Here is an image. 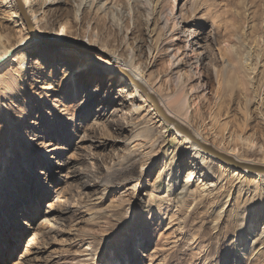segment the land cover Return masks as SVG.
Returning a JSON list of instances; mask_svg holds the SVG:
<instances>
[{
  "label": "rangeland",
  "instance_id": "374dc122",
  "mask_svg": "<svg viewBox=\"0 0 264 264\" xmlns=\"http://www.w3.org/2000/svg\"><path fill=\"white\" fill-rule=\"evenodd\" d=\"M88 1L77 7L79 0H60L57 10L44 9L48 23L70 40L94 44L81 51L69 38L43 36L27 15L29 27L15 0H0V32L12 45L7 64L0 63V264H264V181L258 178L264 174L203 150L201 161L180 146L181 133L155 134L153 148L135 137L151 125V102L141 91L143 99L130 95L132 86L110 59L132 51L135 65L158 79L154 90L161 96L172 90L168 61L176 53L182 72L194 75L189 87L203 86L213 99L221 56L238 62L246 46L258 58L252 81L258 92L264 88V0H150L149 24L140 0ZM161 11L166 31L159 29ZM154 36L162 52L148 67ZM224 80L227 106L238 86L232 73ZM242 99L222 118L226 130L218 138L238 137L241 148L260 158L264 99L247 109ZM193 109L195 130L201 124ZM247 121L254 129L243 130ZM129 153L123 171L118 164ZM143 157L151 159L145 171Z\"/></svg>",
  "mask_w": 264,
  "mask_h": 264
},
{
  "label": "bare ground",
  "instance_id": "6f19581e",
  "mask_svg": "<svg viewBox=\"0 0 264 264\" xmlns=\"http://www.w3.org/2000/svg\"><path fill=\"white\" fill-rule=\"evenodd\" d=\"M32 1L35 2V0H25L22 2L23 9L25 12V17L21 14V16L24 18V20L27 21V25L29 27L31 22L35 27L40 26V28L43 30L44 34L46 35H52V38H69L68 34L64 31L62 27H54L53 25L49 24L44 16V9L48 7H55L56 10L58 8V4L60 3V0H40L39 3H32ZM72 1V0H67ZM142 2L141 9H145L147 12V24L150 23V20H154V10L151 9L152 3L150 0H140ZM94 2V0H93ZM90 4V1L88 0H79V4L77 7L86 6ZM38 6V10H34V6ZM40 13V19L37 13ZM27 13V14H26ZM30 21H29V18ZM128 20L130 19V15H127ZM164 12L159 13V20L161 21V27H159L160 30L166 31L168 29V19H165ZM114 20V15L112 16V22ZM131 20L128 22L130 23ZM129 27V26H128ZM127 27V32L129 28ZM31 29V28H29ZM169 29L174 30L175 27L172 26ZM1 31V30H0ZM134 32H130V35H132ZM184 34L183 36H185ZM159 36V35H158ZM155 37V36H154ZM160 37V36H159ZM155 37L152 44L147 48L148 49V55H149V62L147 64L148 67H152L155 65V63L158 61L159 54L162 52L161 48V38ZM69 42L73 43V40L68 39ZM76 50H89L93 48V43L90 42H74ZM139 44V41L137 42ZM79 44V45H77ZM126 44V42H125ZM69 46V45H68ZM171 46H168L165 48V52L169 51ZM139 49V47H138ZM137 49V50H138ZM12 50V45L10 39L3 35L0 32V63L7 64V60L9 58L10 51ZM138 52V51H137ZM156 53V54H155ZM127 57L126 59H119L118 57H115L114 55L110 56L111 64L113 67L116 68V72L121 76V79L125 80V84L132 86L133 91L130 93L132 97H137V99H143V96L141 94V90L139 87L136 86V83H138L141 87H143L147 94L155 96L158 101L159 107L171 118L175 119L180 125H182L184 128H186L189 133L191 134V137L194 141H198L201 144L207 145L211 147L212 149L223 153L229 157H231L235 162L241 163L243 165H251V166H258L264 168V155L260 156L258 158V153L256 150H253L252 148H241V140L240 138H232L230 142L225 143L223 142V139L221 138L222 133L226 130L224 127V124L222 123V118L226 116L227 118L230 116V114L234 113L236 107H238V99L240 95L244 99V106L246 109L250 107L251 105L255 104L257 97H261V101L264 99V88L261 87L258 88V92H254L252 89V81L253 76L255 75L256 71V63L258 62V58L255 60V58L252 56L250 49L246 48V46H243L242 50L240 51V59L238 62L231 60V62L227 61L223 56H221V60L223 62L222 71H217L216 74V83H217V90L214 93L213 99H207L203 92L204 88L203 86L200 87H189L190 82H192L194 75H188L182 72V66L183 64L180 62V60L176 59V53L169 58L168 61V81L170 82V85L172 86V90L162 94L159 96L156 92V89L154 88L157 85V80L154 79L151 75H146L143 70H141L140 67H137L134 63V57L132 55V51L127 49ZM18 65L24 67L23 63H26L27 56L22 55L21 59H19ZM255 63V64H254ZM2 65V66H3ZM237 66V67H236ZM239 71L242 72V75L239 76ZM232 73L234 74V83L238 86L237 90L235 92L232 91V93L229 96V101L226 106L224 101V90L226 88L224 80V73ZM127 77H130L135 83L130 82ZM3 82V81H2ZM15 84V81L12 82V85ZM11 84L5 83L4 87H10ZM201 89V90H200ZM141 91V92H140ZM199 92L202 93V95L199 96ZM143 93V92H142ZM144 94V93H143ZM242 99V100H243ZM227 103V102H226ZM206 108L204 112H202V109ZM194 108L195 117L200 119V126H198L195 130H192L190 128V109ZM141 107L136 106L135 109L139 110ZM147 113L150 116L148 119L149 124L151 125H145L138 128L135 133V137L142 138L147 144L150 145V148H153L156 145V140H153V137L155 134H161L162 131L164 133L168 132H174L177 136L181 135L180 132H178L172 125L167 124L163 121L161 118L158 110L156 107L151 103L147 107ZM195 118V119H196ZM208 120V123L206 124V121ZM203 127L204 130H207L206 132L207 137L204 138L202 135L203 130L201 128ZM256 127V126H255ZM254 127H250V124L247 121V125L244 126L243 130H252ZM235 131V130H234ZM235 133V132H233ZM210 134V137H209ZM206 135V133H205ZM218 135L220 136L218 138ZM175 136V137H177ZM174 137V136H173ZM174 137V138H175ZM181 140L180 146L188 145L183 147V150L188 148L193 149L195 151L194 157L197 159L199 158L201 161H204L205 155L201 153V147L196 142L192 141V139L188 138L185 135H182V137H179ZM243 143V142H242ZM204 153V152H203ZM131 156L132 154H128V158H123L119 164V169H122L123 171H127V168L130 167L131 162ZM144 160L141 164V171H145L148 168L149 161L151 159H147L148 157H143ZM246 169V168H245ZM132 170V166L131 169ZM189 177H187V181H189L193 177V172L189 171ZM235 175H238L236 172ZM259 175H257L258 177ZM260 180L264 181V175L258 177ZM185 189V186L183 187ZM263 234V233H262ZM261 236V235H260ZM262 237V236H261Z\"/></svg>",
  "mask_w": 264,
  "mask_h": 264
},
{
  "label": "water",
  "instance_id": "95a60500",
  "mask_svg": "<svg viewBox=\"0 0 264 264\" xmlns=\"http://www.w3.org/2000/svg\"><path fill=\"white\" fill-rule=\"evenodd\" d=\"M15 1L18 5L19 11L25 17L26 15H25V12L23 9V4H22L21 0H15ZM127 79L130 82L135 83L130 77H127ZM136 86L140 88V90L144 93V95L148 98V100L156 107V109L158 110V112H159V114H160V116L164 122H166L169 125H172L178 132H180L181 134L187 136L188 138L192 139V141H194L193 138L191 137V134L189 133V131L186 128H184L182 125H180L175 119L168 116L161 109V107H159L158 101L156 100V98L154 96L147 94V91L143 87H141L138 83H136ZM194 142L199 144V146L201 147V149L204 152L210 154L214 158L218 159L219 161H221L227 165H230V166L236 167V168H246L248 171L253 172V173L257 172L259 174H264V168H262V167L251 166V165L249 166V165H243L241 163H237L231 157H229L223 153H220V152L212 149L211 147H209L207 145L201 144L198 141H194Z\"/></svg>",
  "mask_w": 264,
  "mask_h": 264
},
{
  "label": "snow or ice",
  "instance_id": "6c2138e0",
  "mask_svg": "<svg viewBox=\"0 0 264 264\" xmlns=\"http://www.w3.org/2000/svg\"><path fill=\"white\" fill-rule=\"evenodd\" d=\"M3 99V97L2 96H0V100H2ZM37 139H39V137H37ZM33 144H34V142H33Z\"/></svg>",
  "mask_w": 264,
  "mask_h": 264
}]
</instances>
